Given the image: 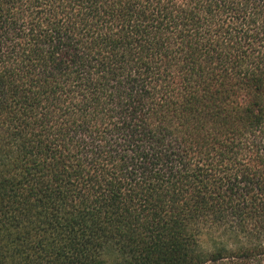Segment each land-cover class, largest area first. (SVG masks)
Masks as SVG:
<instances>
[{
	"label": "trees",
	"instance_id": "obj_1",
	"mask_svg": "<svg viewBox=\"0 0 264 264\" xmlns=\"http://www.w3.org/2000/svg\"><path fill=\"white\" fill-rule=\"evenodd\" d=\"M0 264H264V0H0Z\"/></svg>",
	"mask_w": 264,
	"mask_h": 264
}]
</instances>
